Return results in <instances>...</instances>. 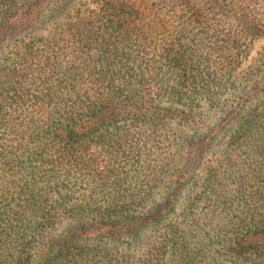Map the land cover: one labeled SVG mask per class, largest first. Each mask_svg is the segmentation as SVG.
<instances>
[{
	"label": "trees",
	"instance_id": "1",
	"mask_svg": "<svg viewBox=\"0 0 264 264\" xmlns=\"http://www.w3.org/2000/svg\"><path fill=\"white\" fill-rule=\"evenodd\" d=\"M263 33L264 0H0V264H264Z\"/></svg>",
	"mask_w": 264,
	"mask_h": 264
},
{
	"label": "rangeland",
	"instance_id": "2",
	"mask_svg": "<svg viewBox=\"0 0 264 264\" xmlns=\"http://www.w3.org/2000/svg\"><path fill=\"white\" fill-rule=\"evenodd\" d=\"M83 0H81L82 2ZM86 2V0H84ZM55 2V1H53ZM52 3V2H51ZM49 7V4H46L43 9L38 10V16L44 15V13L47 11ZM39 9V8H38ZM55 27H49L47 31L52 30V28ZM44 33H46L44 31ZM40 34L37 35L39 37ZM13 39H10V41ZM264 54V33L259 38H257L254 42H252L251 46L247 49L246 53L244 54L243 61L241 67L236 72V77L242 76L245 72H248L250 70H253L256 68V66L259 64L260 58Z\"/></svg>",
	"mask_w": 264,
	"mask_h": 264
}]
</instances>
